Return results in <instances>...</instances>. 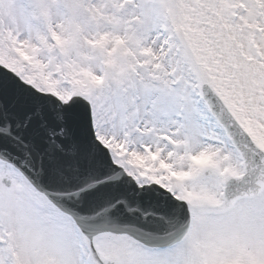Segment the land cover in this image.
<instances>
[{
	"label": "rangeland",
	"instance_id": "1",
	"mask_svg": "<svg viewBox=\"0 0 264 264\" xmlns=\"http://www.w3.org/2000/svg\"><path fill=\"white\" fill-rule=\"evenodd\" d=\"M0 63L62 100L84 97L113 162L187 202L181 242L157 251L99 236L100 257L264 264V188L213 209L243 167L199 95L200 83L213 87L264 149V0H0ZM16 171L0 162V264H95L73 222ZM36 204L72 235V250L66 239L59 251L40 246Z\"/></svg>",
	"mask_w": 264,
	"mask_h": 264
},
{
	"label": "water",
	"instance_id": "2",
	"mask_svg": "<svg viewBox=\"0 0 264 264\" xmlns=\"http://www.w3.org/2000/svg\"><path fill=\"white\" fill-rule=\"evenodd\" d=\"M203 99L244 161L242 178L227 179L223 211L256 196L264 184V156L244 138L206 85ZM88 105H62L0 68V159L15 165L38 192L71 217L97 262L95 235L129 238L161 247L181 240L189 210L158 187L137 188L94 141ZM14 155L21 158L13 159ZM19 165V166H18Z\"/></svg>",
	"mask_w": 264,
	"mask_h": 264
},
{
	"label": "bare ground",
	"instance_id": "3",
	"mask_svg": "<svg viewBox=\"0 0 264 264\" xmlns=\"http://www.w3.org/2000/svg\"><path fill=\"white\" fill-rule=\"evenodd\" d=\"M44 210L45 207H43V205L36 204L35 214L37 215L38 219L35 223V226L38 228L41 226V228L44 230V233L42 234L43 238H37L40 242V246L46 247V245L49 244L51 247L59 251L64 246V240L66 239L69 244V250H72L73 246L71 242H74L72 235H70L71 237H66L65 230L62 227L63 225L62 223H59V221L54 222L48 217H42Z\"/></svg>",
	"mask_w": 264,
	"mask_h": 264
}]
</instances>
